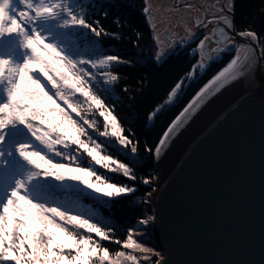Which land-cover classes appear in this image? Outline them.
Wrapping results in <instances>:
<instances>
[{
	"label": "snow or ice",
	"instance_id": "6c2138e0",
	"mask_svg": "<svg viewBox=\"0 0 264 264\" xmlns=\"http://www.w3.org/2000/svg\"><path fill=\"white\" fill-rule=\"evenodd\" d=\"M185 7L191 12L194 6ZM196 11V26L211 35L198 41L199 62L185 79H194L224 52L235 55L180 110L157 145L145 149L157 159L213 97L264 60V45L257 56L230 34L233 0L202 4ZM143 13L155 30L151 0ZM185 31L194 37L191 25ZM102 34L107 33L98 21L89 22L76 0H0V264H140L153 256L155 264H163L158 251L135 238L141 229L130 228L123 240L116 239L114 229L79 202L84 195L115 202L137 190L135 164L114 156L97 139L116 144L133 159L139 151V142L124 135L115 109L97 91V83L107 91L118 82L114 66L124 63L116 55L89 54L88 36ZM237 35L259 40L250 29ZM17 51L22 61L14 58ZM164 55L160 49L157 59ZM183 88L184 80L178 81L149 119L173 105ZM108 173L131 183H117ZM153 221L148 216L138 224L146 228ZM103 242L119 248L113 254Z\"/></svg>",
	"mask_w": 264,
	"mask_h": 264
},
{
	"label": "water",
	"instance_id": "95a60500",
	"mask_svg": "<svg viewBox=\"0 0 264 264\" xmlns=\"http://www.w3.org/2000/svg\"><path fill=\"white\" fill-rule=\"evenodd\" d=\"M154 168V221L143 228L163 264H264V60L213 97Z\"/></svg>",
	"mask_w": 264,
	"mask_h": 264
},
{
	"label": "trees",
	"instance_id": "16d2710c",
	"mask_svg": "<svg viewBox=\"0 0 264 264\" xmlns=\"http://www.w3.org/2000/svg\"><path fill=\"white\" fill-rule=\"evenodd\" d=\"M76 3L83 6L89 22L98 21L107 33L98 39L88 36L92 42L89 54L94 56L97 50L103 55H116L124 61L114 66L119 80L112 85V89L105 93L97 87V91L109 106L115 109V115L125 129L124 135H131L133 140L139 142L138 154L133 159L113 147V143L103 141L108 145L111 154L135 164L138 179L134 186L137 190L131 197H123L106 204L95 199L90 202L79 200L84 208L94 211L96 218L104 225L114 229L113 235L116 239L123 240L128 229L136 228L140 219L153 214L151 206L145 202V197L153 189L151 185L156 175L154 154L145 149L157 145L174 117L233 56L231 53H224L220 59L212 61L202 75L186 87L173 105L164 107L156 118L151 120L150 114L164 105L169 91L189 73L196 63V57H191L189 50H180L161 61L153 59L151 30L143 14L144 0H76ZM233 5L236 31L253 30L258 35L259 45H264V0H233ZM95 118L102 130V119L98 116ZM100 171L103 172V169ZM108 175L117 183H131L120 176L111 173ZM144 178H149L151 183L143 184L141 180ZM103 243L113 254L119 248L115 243ZM155 260V257L150 259L152 264H155Z\"/></svg>",
	"mask_w": 264,
	"mask_h": 264
},
{
	"label": "rangeland",
	"instance_id": "374dc122",
	"mask_svg": "<svg viewBox=\"0 0 264 264\" xmlns=\"http://www.w3.org/2000/svg\"><path fill=\"white\" fill-rule=\"evenodd\" d=\"M221 1H224V0H221ZM145 2H146V0H144V5H145ZM151 4L153 6V11H154V14H155V17H156L155 30L153 29V27L149 23L148 18L145 16L144 13L143 14H144L145 20H146V22H147V24H148V26L150 27V30H151V35H152V40H153V46H152V49H153L152 50V57H153V59L155 61H161L162 59H164L165 57H167L169 54H171L173 52H177V51H180V50H189L190 56L191 57L195 56L196 59H197L196 63L194 64V65H196L199 62V56L194 50L196 49L198 41H199V38L197 37V35H200V34L197 32V34H195L194 37H192L190 39L187 36V33L185 31V27H186V24L187 25H191L193 33H195L196 31L201 29V28H198L196 26V24H195L196 21H197V18H198V13L196 11V8H198L200 6L199 0H151ZM189 4L194 6L191 12H189L187 10V8L185 7L186 5H189ZM206 4H207V2L204 1L203 5H206ZM174 9L178 10L179 13H181L182 15H178L177 12L174 11ZM201 15H202V13H201ZM185 18H187V19L185 20ZM199 18H200V14H199ZM205 35H211L210 29L206 32ZM237 43H239V42H237ZM215 46H216L215 44L212 45V47H215ZM160 49H163L165 55L163 56L162 59L158 60L157 56H158V53H159ZM224 53H231L232 56L235 55L234 51H232V50H229V51L224 52ZM224 53H222V54H224ZM2 54H3V51L0 50V55H2ZM96 54L103 55L97 50H96L95 55ZM222 54H220L218 56V58H216L215 60L220 59ZM14 58L16 60H18V61H22V56L19 53V51H17L15 53V57ZM203 72H198L194 79H185V77L188 76V74H189L188 73L182 79V80H184V88L182 89L181 94L186 89V87L191 82L197 80V78L200 75H202ZM97 87L100 90L103 89V91L105 93L109 92L112 89V85H111V86H108L107 87V91H105L104 90L105 86L100 84V83H97ZM73 116H74V114H73ZM97 139H100L102 141H107V140H104V138H101V137H98ZM111 145L113 147H115L116 149H120L114 143L111 144ZM155 178H156V175H154V177H153L152 184L155 181ZM2 195L3 194L0 193V198H2ZM85 196L87 197V199H86ZM81 199L82 200H88L89 202L92 199H95V201H98V202H101L103 204H106V202L103 201L102 199L101 200H97L95 197H88L87 195L81 196L80 200ZM145 202L148 203L151 206L150 200L147 197H145ZM136 228L137 229H141V231L139 233L135 234V238L137 240L141 241L146 246H148L150 248H153L152 245L149 242V238H148L143 226L137 225ZM145 241L148 242L149 244L147 245ZM115 245H117V244H115ZM137 255L138 256H142L143 254L137 253ZM152 258H154V256ZM140 264H152V262L150 260H148V261L141 260Z\"/></svg>",
	"mask_w": 264,
	"mask_h": 264
},
{
	"label": "flooded vegetation",
	"instance_id": "af4514ba",
	"mask_svg": "<svg viewBox=\"0 0 264 264\" xmlns=\"http://www.w3.org/2000/svg\"><path fill=\"white\" fill-rule=\"evenodd\" d=\"M204 1L207 2L206 5H220V4H222L224 2V1H221V0H199L200 5H202ZM203 18H204V14L202 13V15H201V13H200V19H203ZM208 30L209 29L201 28L200 30L196 31L195 34H197V32L200 34V35H197V37L200 40L201 38H203V36L206 34V32Z\"/></svg>",
	"mask_w": 264,
	"mask_h": 264
},
{
	"label": "bare ground",
	"instance_id": "6f19581e",
	"mask_svg": "<svg viewBox=\"0 0 264 264\" xmlns=\"http://www.w3.org/2000/svg\"><path fill=\"white\" fill-rule=\"evenodd\" d=\"M245 43H247V44H249V45H251L253 48H254V46H253V42L252 41H250V40H247V41H245ZM254 50H255V48H254ZM256 52V51H255ZM257 53V52H256ZM153 215V214H152Z\"/></svg>",
	"mask_w": 264,
	"mask_h": 264
}]
</instances>
